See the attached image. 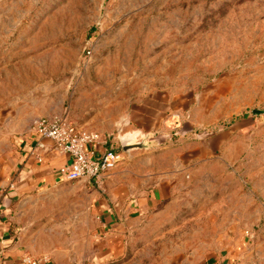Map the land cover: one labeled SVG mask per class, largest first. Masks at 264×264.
Here are the masks:
<instances>
[{
	"label": "rangeland",
	"instance_id": "1",
	"mask_svg": "<svg viewBox=\"0 0 264 264\" xmlns=\"http://www.w3.org/2000/svg\"><path fill=\"white\" fill-rule=\"evenodd\" d=\"M147 107L178 120L131 128ZM63 112L121 154L114 185L161 191L107 264H264V0H0V157ZM74 182L38 204L69 244L90 195Z\"/></svg>",
	"mask_w": 264,
	"mask_h": 264
},
{
	"label": "crops",
	"instance_id": "2",
	"mask_svg": "<svg viewBox=\"0 0 264 264\" xmlns=\"http://www.w3.org/2000/svg\"><path fill=\"white\" fill-rule=\"evenodd\" d=\"M63 113L55 115L69 118ZM171 114L175 116L172 109ZM173 115L164 117L147 107L141 118H131L133 127L129 128L145 132L169 130L178 120ZM38 117L31 119L27 130L10 140L9 150L0 157V264H30L26 257L37 261L36 264H84V250H89L88 264L116 260L125 252L136 224L157 204L160 189L145 187L138 191L133 184L114 185V180L106 178L112 170L97 178L75 180L73 184L85 188L90 195L88 211L76 213L70 235L72 242L67 243L69 239L62 238L61 232L46 233L47 227L40 226L37 220L41 215L39 193L67 184L69 180L60 175L59 168L70 156L60 152L52 140L29 130ZM69 119L80 128L89 121ZM115 120L109 118L111 123ZM96 132L99 139L88 144L87 149L100 156L108 147V138Z\"/></svg>",
	"mask_w": 264,
	"mask_h": 264
},
{
	"label": "built area",
	"instance_id": "3",
	"mask_svg": "<svg viewBox=\"0 0 264 264\" xmlns=\"http://www.w3.org/2000/svg\"><path fill=\"white\" fill-rule=\"evenodd\" d=\"M29 130L41 138L52 140L60 152L69 154L70 160L59 168L60 175L69 181L106 175L116 167L121 157V154L112 146L100 156H95L92 150L87 149V145L96 142L99 134L96 131L78 127L67 116H39ZM38 145L43 147L42 143ZM25 261L30 264L37 263L29 257H26Z\"/></svg>",
	"mask_w": 264,
	"mask_h": 264
},
{
	"label": "water",
	"instance_id": "4",
	"mask_svg": "<svg viewBox=\"0 0 264 264\" xmlns=\"http://www.w3.org/2000/svg\"><path fill=\"white\" fill-rule=\"evenodd\" d=\"M134 138H135L134 135H128L121 137L119 139L120 147L124 152H129L132 149L142 148L147 146V143H145L144 140L137 142L134 140Z\"/></svg>",
	"mask_w": 264,
	"mask_h": 264
}]
</instances>
